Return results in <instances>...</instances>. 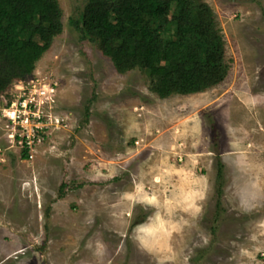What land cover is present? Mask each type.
<instances>
[{
  "label": "rangeland",
  "instance_id": "obj_1",
  "mask_svg": "<svg viewBox=\"0 0 264 264\" xmlns=\"http://www.w3.org/2000/svg\"><path fill=\"white\" fill-rule=\"evenodd\" d=\"M205 1L227 74L201 92L160 98L146 70L120 73L82 37L75 22L87 0H58L62 32L0 92V264H155L132 238L157 210L147 200L162 210L192 191L205 193L203 211L177 214L187 223L171 240L175 264H264V202L239 211L227 155L231 126L264 163V104H244L246 91L264 92V0ZM30 100L42 120L11 122L6 108ZM27 134L35 138L23 158ZM96 240L99 259L87 247Z\"/></svg>",
  "mask_w": 264,
  "mask_h": 264
},
{
  "label": "trees",
  "instance_id": "obj_2",
  "mask_svg": "<svg viewBox=\"0 0 264 264\" xmlns=\"http://www.w3.org/2000/svg\"><path fill=\"white\" fill-rule=\"evenodd\" d=\"M62 17L58 0H0V92L33 71ZM75 25L120 73L146 70L160 98L201 92L227 74L225 40L205 0H87Z\"/></svg>",
  "mask_w": 264,
  "mask_h": 264
},
{
  "label": "clouds",
  "instance_id": "obj_3",
  "mask_svg": "<svg viewBox=\"0 0 264 264\" xmlns=\"http://www.w3.org/2000/svg\"><path fill=\"white\" fill-rule=\"evenodd\" d=\"M244 96V104L249 111L264 104V92L253 94L249 90ZM237 131L236 128L228 126L232 151L227 155L231 158L230 166L236 171L233 198L240 212L250 213L264 202V163L253 159L243 138L236 135ZM204 199L203 191L188 192L180 195L175 201H166L162 210L155 199L147 200V203L155 206L157 210L149 217L146 225L135 229L132 238L137 247L153 256L155 264H175L176 255L171 247V240L173 234L181 232L183 225L187 223L182 218L178 220L177 214L198 217L203 211L199 202ZM258 227L264 229V221H261ZM260 235H264V231H261ZM251 239L256 240V235ZM87 247L92 249L93 255L98 259L103 257L105 245L101 240H96L94 245L89 242Z\"/></svg>",
  "mask_w": 264,
  "mask_h": 264
},
{
  "label": "built area",
  "instance_id": "obj_4",
  "mask_svg": "<svg viewBox=\"0 0 264 264\" xmlns=\"http://www.w3.org/2000/svg\"><path fill=\"white\" fill-rule=\"evenodd\" d=\"M39 101L42 102V100H39ZM36 103H32L31 100L28 103H25L24 101L23 102L19 101L18 103L13 102L11 105H9L8 108H6L7 109L6 115L9 116L11 122H16L18 120L23 122V127H24V124L27 123L29 119L28 116L35 118L34 120L36 121L38 120L41 121L42 120V115L40 114L41 110L36 107L37 105ZM39 128L41 127L35 126V130ZM34 138H35L34 134L33 135L27 134L22 137V142L26 144L28 147H31L32 144L34 143Z\"/></svg>",
  "mask_w": 264,
  "mask_h": 264
}]
</instances>
